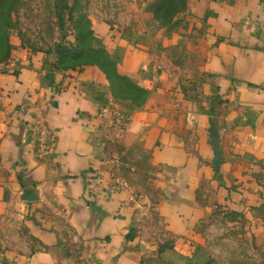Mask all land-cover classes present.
Here are the masks:
<instances>
[{
	"label": "crops",
	"instance_id": "crops-1",
	"mask_svg": "<svg viewBox=\"0 0 264 264\" xmlns=\"http://www.w3.org/2000/svg\"><path fill=\"white\" fill-rule=\"evenodd\" d=\"M185 2L183 25L158 43L194 53L193 72L150 66L144 29L127 42L121 73L149 90L143 105L119 106L96 66L57 69L54 54L12 40L0 70V219L16 209L33 244L12 255L18 264H158L203 243L216 209L264 238V0ZM39 123L53 134L44 156ZM94 172L101 190L90 195Z\"/></svg>",
	"mask_w": 264,
	"mask_h": 264
},
{
	"label": "rangeland",
	"instance_id": "rangeland-1",
	"mask_svg": "<svg viewBox=\"0 0 264 264\" xmlns=\"http://www.w3.org/2000/svg\"><path fill=\"white\" fill-rule=\"evenodd\" d=\"M159 1L0 0V70L12 54L14 39L31 52L54 54L55 60L59 56L57 45L61 44L64 53L70 52L64 57L67 69L96 66L110 81L119 106L143 105L149 90L121 73L120 64L127 42L137 28L144 29L145 36L140 43L148 48L146 59L150 66L175 64L187 72H193L195 67L194 53L158 43L160 34L183 25L182 17H175L179 11L174 16H170L172 10L164 14L159 11ZM65 4L70 8L67 12L63 10ZM62 18L68 28L64 40L60 30ZM136 64L133 60L130 68ZM15 212L16 209H8L0 219V264H18L12 255L33 249ZM248 232L242 216L216 209L204 227L203 243L185 242V247L178 248L180 252H176L175 259H161L158 264H264V238L256 241ZM171 241L166 239L160 247L168 246Z\"/></svg>",
	"mask_w": 264,
	"mask_h": 264
},
{
	"label": "trees",
	"instance_id": "trees-1",
	"mask_svg": "<svg viewBox=\"0 0 264 264\" xmlns=\"http://www.w3.org/2000/svg\"><path fill=\"white\" fill-rule=\"evenodd\" d=\"M185 4H186L185 0H160L158 2L159 11L164 12V14H167L172 10L170 12V16H172L173 14L175 15L176 12L184 9ZM68 7H69V5L65 4L63 10L65 12L69 11L70 8L68 9ZM60 30H61V39L64 40L65 36H67L68 28H66L65 20L63 18L61 19ZM10 47L11 46H9V44H8L7 48L9 49ZM56 52H57V55L59 54V56L52 63V65L57 69H67L68 66L64 63V62H66V59L64 57H68L70 52L64 53V47L61 44L57 45ZM61 55L63 56V58H60ZM111 88H112V86H111ZM112 92H113V89H112ZM113 94H114V92H113ZM136 105H138V104H136ZM161 249H164V248H160V250Z\"/></svg>",
	"mask_w": 264,
	"mask_h": 264
},
{
	"label": "built area",
	"instance_id": "built-area-1",
	"mask_svg": "<svg viewBox=\"0 0 264 264\" xmlns=\"http://www.w3.org/2000/svg\"><path fill=\"white\" fill-rule=\"evenodd\" d=\"M52 140L53 134L50 128L46 124L39 123L36 127V150L40 156L48 153ZM88 190L90 195H94L101 190L100 175L97 172L92 173L89 178Z\"/></svg>",
	"mask_w": 264,
	"mask_h": 264
},
{
	"label": "water",
	"instance_id": "water-1",
	"mask_svg": "<svg viewBox=\"0 0 264 264\" xmlns=\"http://www.w3.org/2000/svg\"><path fill=\"white\" fill-rule=\"evenodd\" d=\"M24 198L27 200H31L32 199V192L30 190H26Z\"/></svg>",
	"mask_w": 264,
	"mask_h": 264
}]
</instances>
